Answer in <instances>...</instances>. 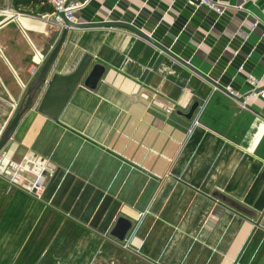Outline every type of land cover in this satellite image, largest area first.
Returning a JSON list of instances; mask_svg holds the SVG:
<instances>
[{
	"label": "crops",
	"instance_id": "crops-1",
	"mask_svg": "<svg viewBox=\"0 0 264 264\" xmlns=\"http://www.w3.org/2000/svg\"><path fill=\"white\" fill-rule=\"evenodd\" d=\"M12 1L0 136L61 35ZM72 1L75 24H128L157 45L121 26L67 29L47 80L85 55L104 75L56 121L38 111L44 85L17 122L1 155L50 171L39 198L0 176V264H264V0H212L221 16L191 0Z\"/></svg>",
	"mask_w": 264,
	"mask_h": 264
},
{
	"label": "water",
	"instance_id": "water-1",
	"mask_svg": "<svg viewBox=\"0 0 264 264\" xmlns=\"http://www.w3.org/2000/svg\"><path fill=\"white\" fill-rule=\"evenodd\" d=\"M66 29L61 32L60 38L56 43L55 47L47 57L43 67L38 72L37 76L35 77L33 83L31 84L30 88L27 91V94L21 104V107L16 112L13 120L7 126L5 131L0 137V150L9 140L17 122L21 118L22 114L28 110L33 102L35 101L37 91L40 90L44 85L46 89L38 104V111L44 117L50 120H58L61 112L63 111L64 107L70 100L72 94L76 90V88L82 83L84 87L88 89H94L98 82L101 80L102 76L104 75V67L99 64H94L91 69L88 71L89 66L91 65L93 59L89 55H85L80 63L78 64L77 68L68 75H60L54 74L49 80H47V75L51 69L52 64L54 63L60 48L64 42L66 32L68 28H94V27H108V26H121L128 28L134 31L139 36L143 37L144 39L150 41L151 43L157 45L155 42L152 41L150 37L146 34L138 30L137 28L123 23H115V22H103L97 24H75L69 23L65 21ZM160 49V46H158ZM177 59V58H176ZM181 61V60H179ZM182 62V61H181ZM185 64V62H182ZM187 65V64H185ZM188 66V65H187ZM189 68L193 69L192 67L188 66ZM195 71V70H194ZM87 73V74H86ZM198 108V104L194 103L189 111L185 114H179L186 119H192L195 111ZM131 229V224L126 220L120 218L117 220L114 228L112 229L111 236L114 237L117 241L123 242Z\"/></svg>",
	"mask_w": 264,
	"mask_h": 264
},
{
	"label": "built area",
	"instance_id": "built-area-1",
	"mask_svg": "<svg viewBox=\"0 0 264 264\" xmlns=\"http://www.w3.org/2000/svg\"><path fill=\"white\" fill-rule=\"evenodd\" d=\"M46 4L52 9L50 13L30 15V17L40 20L43 23L55 27L59 33L66 29L65 21L75 23V13L82 7L81 4L72 0H45ZM194 8L202 7L215 11L221 16L225 8L212 0H191ZM256 26V22H254ZM249 82L255 87H259V82L249 77ZM231 95H234L230 92ZM259 98L264 101V89L258 92ZM13 109L18 107V103H13ZM197 123H195L196 125ZM264 127V123H263ZM47 164L36 158L32 153H26L17 163L7 161L3 155H0V176L4 177L12 185H18L20 182L24 190L39 198L45 185L46 173L49 172Z\"/></svg>",
	"mask_w": 264,
	"mask_h": 264
},
{
	"label": "trees",
	"instance_id": "trees-1",
	"mask_svg": "<svg viewBox=\"0 0 264 264\" xmlns=\"http://www.w3.org/2000/svg\"><path fill=\"white\" fill-rule=\"evenodd\" d=\"M12 4L15 9L24 8L34 10L36 8L37 10L35 11H27L28 13H31L30 15L50 13L52 11L51 7L46 4L45 0H13Z\"/></svg>",
	"mask_w": 264,
	"mask_h": 264
},
{
	"label": "rangeland",
	"instance_id": "rangeland-1",
	"mask_svg": "<svg viewBox=\"0 0 264 264\" xmlns=\"http://www.w3.org/2000/svg\"><path fill=\"white\" fill-rule=\"evenodd\" d=\"M13 105V104H12ZM18 108H16L15 110H14V112L17 110ZM15 115H13L12 116V118L14 117ZM1 137V136H0ZM6 145V144H5ZM5 145L3 146V148L5 147ZM3 148L0 150V155H1V152H2V150H3Z\"/></svg>",
	"mask_w": 264,
	"mask_h": 264
}]
</instances>
